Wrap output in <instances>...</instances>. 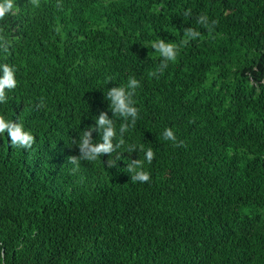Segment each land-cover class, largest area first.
Instances as JSON below:
<instances>
[{"label": "trees", "instance_id": "obj_1", "mask_svg": "<svg viewBox=\"0 0 264 264\" xmlns=\"http://www.w3.org/2000/svg\"><path fill=\"white\" fill-rule=\"evenodd\" d=\"M14 3L0 63L18 83L0 114L35 139L0 135V264H264V0ZM187 29L199 36L184 43ZM160 38L179 47L165 68ZM129 77L124 139L155 153L144 183L126 169L139 150L70 161Z\"/></svg>", "mask_w": 264, "mask_h": 264}, {"label": "clouds", "instance_id": "obj_2", "mask_svg": "<svg viewBox=\"0 0 264 264\" xmlns=\"http://www.w3.org/2000/svg\"><path fill=\"white\" fill-rule=\"evenodd\" d=\"M15 10L14 0H0V19L10 15ZM187 15V13H186ZM198 23L205 25L208 23V17L201 15ZM199 36V32L193 29H187L184 34V43L194 40ZM9 45L7 36L0 34V50L6 51ZM151 48L161 58V68L168 66V63L175 62L179 53V47L176 43L167 42L165 39H157L150 42ZM16 68L8 63H0V105L7 104L9 94L17 87ZM140 86V82L129 77L126 84L107 89L104 93L105 100L109 102L108 109L111 111V118L107 111L100 112L94 120V125L82 131L75 143L79 147V157H71L70 161L78 167L80 160L95 162L99 157L116 152L125 147L126 152L142 151L143 159L131 160L127 164V173L130 174L131 181L144 183L150 180V173L145 170L144 164H150L154 159L155 153L152 148H139L135 144H126L125 133L131 126L135 125L138 119V108L135 106L134 93ZM113 117H119L124 123H121L119 129L115 125ZM99 135V142L92 138V133ZM6 134L10 138L11 145L20 148H30L34 142V135L31 130L26 129L24 123L19 120H13L5 114H0V135ZM165 141L177 145V137L174 130L165 128L162 133ZM109 162L110 166L116 165ZM75 170V169H74Z\"/></svg>", "mask_w": 264, "mask_h": 264}]
</instances>
